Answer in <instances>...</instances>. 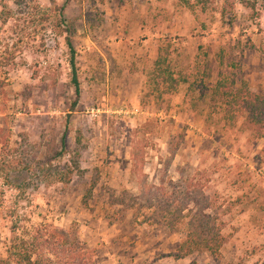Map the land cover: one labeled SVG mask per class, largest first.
Returning <instances> with one entry per match:
<instances>
[{
	"label": "rangeland",
	"instance_id": "1",
	"mask_svg": "<svg viewBox=\"0 0 264 264\" xmlns=\"http://www.w3.org/2000/svg\"><path fill=\"white\" fill-rule=\"evenodd\" d=\"M14 2L0 0V139L43 159L64 150L54 166L74 174L25 194L0 181V264L14 227L43 224L77 235L98 264H264V139L215 94L220 81H244L264 95V1L36 0L47 17L32 8L3 26ZM159 58L174 89L164 78L157 88ZM191 179L221 207L220 260L176 259L182 232L109 203V188Z\"/></svg>",
	"mask_w": 264,
	"mask_h": 264
},
{
	"label": "trees",
	"instance_id": "2",
	"mask_svg": "<svg viewBox=\"0 0 264 264\" xmlns=\"http://www.w3.org/2000/svg\"><path fill=\"white\" fill-rule=\"evenodd\" d=\"M49 1L56 5L54 0ZM214 1L196 0V3L208 7ZM240 1L245 6L254 7L258 0ZM235 3L236 0H225L227 8H234ZM14 4L17 11L7 6L3 9L1 13L3 26L14 17L15 12L24 15L32 8L34 9L31 11L39 10L43 17H47L48 12L42 11L36 0H15ZM55 9L56 15L52 20L56 23L57 33L63 35L64 7L55 6ZM67 45L73 56L71 60L73 83L76 97L79 98L75 49L69 38ZM164 65L165 61L162 58L155 63L157 75L154 78L157 81V88L160 89L164 84L160 81L164 78L172 83L171 89H174L178 81L172 74L163 72ZM227 82L220 81L215 88V94L222 100L227 115L241 116L245 127L257 139H264V95L252 92L244 81L240 84L235 81ZM62 152L55 158H40L39 152L30 156L28 150L21 152L11 145L9 138L4 137L0 139V181L22 194L35 191L41 185L69 184L74 170L54 166V160L63 157ZM75 169L82 173L78 166H75ZM107 193L111 206L134 211L136 218L142 213L147 214L153 223L162 225L172 232H182L183 239L177 248L176 259H185L197 253H208L214 259L220 260L221 252L228 242V237L224 233L225 222L219 212L221 207L214 206L198 181L194 182L191 179L185 183H173L170 180L168 185L145 182L138 194L128 191L119 193L110 188ZM7 254L8 258L4 264H98L86 244L80 241L77 235L47 224L23 229L21 233L14 227Z\"/></svg>",
	"mask_w": 264,
	"mask_h": 264
}]
</instances>
